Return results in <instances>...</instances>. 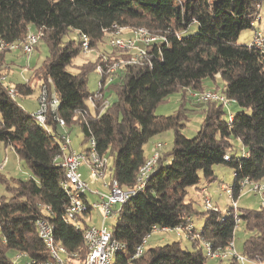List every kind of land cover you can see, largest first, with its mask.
<instances>
[{"label":"trees","instance_id":"16d2710c","mask_svg":"<svg viewBox=\"0 0 264 264\" xmlns=\"http://www.w3.org/2000/svg\"><path fill=\"white\" fill-rule=\"evenodd\" d=\"M263 5L264 0H0V39L23 41L30 30L41 31L40 42L48 48L47 58L31 76L13 83L16 97L1 80L9 51H0V145L13 149L30 170L25 178L9 181L0 172L10 193L8 198L0 197V264H16L13 256L19 251L36 259L49 257L36 229L40 218L53 223L55 240L67 248L72 261L86 256L83 229L62 219L69 200L60 185L65 171L54 162L62 142L57 118L69 130L79 126L85 142L96 139L99 153L110 158L111 176L123 187L135 184L147 158V142L174 130L173 148L164 151L148 187L122 207L111 227L112 237L126 245L114 264H207L202 248L186 250L176 241L146 247L135 259L133 255L154 227L185 226L187 218L197 213L188 199L189 188L197 186L202 176L209 182L216 180L214 166L233 169L236 200L242 194L241 180L264 181V51L252 41L239 42L241 33L253 29L255 19H260ZM193 24L198 31L185 35ZM115 26L129 34L143 27L158 39L147 47L141 61L110 75L113 81L102 90L106 97L95 100L93 106L90 98L95 92L88 89L89 73L99 64L107 70L113 60L127 58L135 50L112 46L111 52L83 62L77 72L68 67L84 52L83 34L90 37L92 50L113 38ZM71 32H77V37L66 40ZM110 76L103 75L100 81ZM220 79L223 87L218 84ZM32 80L48 92L47 128L17 100L34 93ZM208 80L214 84H206ZM209 89L236 101L239 110L232 121L220 102L195 100L203 105V121L196 135L187 137L182 132L186 117L182 112L156 114L157 106L175 92L185 98L190 91ZM53 93L60 100L55 112L49 105ZM234 140L242 143L249 157L232 153ZM229 149L230 160H225ZM42 204L50 208L48 213ZM239 212L240 225L249 234L242 254L264 261V206L239 207ZM202 215L205 239L222 247L235 240L239 228L235 230L233 215L220 209ZM223 263L236 264L235 260Z\"/></svg>","mask_w":264,"mask_h":264},{"label":"built area","instance_id":"2783aa9c","mask_svg":"<svg viewBox=\"0 0 264 264\" xmlns=\"http://www.w3.org/2000/svg\"><path fill=\"white\" fill-rule=\"evenodd\" d=\"M115 30L111 33V45L122 50H135L130 58L121 60L118 64L113 65L110 70H106L103 65L97 66V71L100 76L106 74H113L121 67L128 64L138 63L147 54V47L157 41L158 37L150 35L147 29L140 27L132 30L129 36L123 34V28L115 26ZM42 38L41 31L30 30L23 41L6 42L0 39V51H21L24 54H30L35 50V47L40 43ZM81 44L84 52H88L91 48L90 37L83 34L81 36ZM137 42H142L143 45H137ZM252 45L264 51V34L262 31H255L252 38ZM136 55V56H135ZM107 71V72H106ZM109 75V76H110ZM1 80L6 83L8 93L12 97H16V90L7 82V75H2ZM113 81L112 76L108 77L105 82L99 81V89L94 96L90 98L91 103L95 106V100H99L104 95L109 83ZM39 102L40 106L35 112L38 122L47 128L46 113L48 110V92L45 87L40 91ZM192 96L199 102L208 100L218 101L223 105L224 110L228 113L229 121L234 118V112L231 105L235 104V100L227 97L218 90H206L203 92L192 91ZM109 101H105L108 105ZM51 109L55 112L60 106V100L53 93L49 102ZM62 129L61 152L54 158V162L61 166L65 171V177L61 180L60 185L69 203L66 205L65 212L62 219L66 223L74 225L78 229H83V239L87 246V253L83 260L72 261V257L67 251V248L59 242H56L54 236V225L46 218H40L36 221V229L39 237L47 247L49 257L46 259H36L29 257L25 252H16L13 256V261L16 264H114L118 253L125 250L126 245L123 242L117 241L112 237L111 230L106 228V220L119 216L122 207L133 197L145 191L148 187L152 175L158 168L159 161L164 154V144L155 142L152 151L147 156L145 162L141 165L136 181L133 186L123 187L119 181L113 178L109 171L110 159L107 155L99 153L97 148V141L94 137L89 138L86 143L87 146L81 151L71 150L70 131L61 118H57ZM231 149L228 150L224 156L225 160H230ZM243 157H249V152L243 151ZM6 162V159H5ZM88 167L91 177L97 181L102 182L104 192L98 190L94 191L97 195L95 201L89 198V184L88 178H85L81 172V166ZM5 168V164L0 163V172ZM241 193H253L261 198L262 206H264V181H254L250 178H245L240 181ZM222 190H225L232 199L230 208L227 210L228 215H233L235 218L237 230L240 226L239 206L237 200L233 197V187H225L222 185ZM203 192H207V187H202ZM206 210H218L214 207L209 195L204 198ZM41 207L47 211L50 208L46 205ZM98 210L101 214L99 224L93 223V218H89L91 213ZM50 214V213H49ZM92 219V220H91ZM223 220V219H222ZM158 231H176L178 234H184L192 242H202L204 252L209 259L228 262L235 260L236 264H245L246 261L252 264H264V261H256L248 259L244 254L237 251L234 240L230 241L226 246H215L211 241L204 238L202 232L203 228L197 229L192 217L187 218L185 226H176L174 228L168 227H154L152 233L148 234L142 243L136 248L133 259L140 257L145 252L148 239L153 233ZM76 257V254H73Z\"/></svg>","mask_w":264,"mask_h":264},{"label":"rangeland","instance_id":"374dc122","mask_svg":"<svg viewBox=\"0 0 264 264\" xmlns=\"http://www.w3.org/2000/svg\"><path fill=\"white\" fill-rule=\"evenodd\" d=\"M260 19L256 18L253 23V29H246L244 30L240 37L239 42L241 44H249L253 38V31L255 28H258L260 31L264 32V5L260 11ZM258 15V16H259ZM198 31V25L193 24L190 28L184 32V34H192ZM123 34H129V32L123 30ZM126 35V36H127ZM129 36V35H128ZM77 32H71L69 35L66 36V40L70 38H76ZM110 38H107L106 42L100 43L97 48L89 50L88 52H82L76 58H74L72 64L68 67V70L71 72H77L78 67L85 62L86 60H93L95 59L99 53H109L114 48L110 45ZM20 51V50H19ZM117 56H122V54L117 51ZM134 55V54H133ZM15 56L17 59V64L20 68L27 69L28 71L26 74H30L28 70V65L31 63L40 65L48 56V48L45 42H40V44L35 47V50L30 54H24L21 51L15 52ZM136 56V55H135ZM131 56L127 57L130 58ZM123 58V59H127ZM123 59H115L111 63L107 65L108 70H110L113 65L118 64ZM110 62V61H109ZM100 65V64H99ZM98 65V66H99ZM107 70V71H108ZM106 71V72H107ZM33 73V72H32ZM9 78H14L13 74H9ZM107 75H110L109 73ZM111 77V76H110ZM101 79L100 74L97 70H92L89 73L88 77V89L90 92H97L99 89V81ZM15 80V79H12ZM11 81V80H8ZM21 81V80H20ZM218 84L223 87L224 81L222 79L217 80ZM13 82V81H11ZM32 87L34 88V93L28 96H18V102L28 111V112H37L40 106L39 96L40 91L39 83L36 84L35 80L31 81ZM208 85H213L214 83L211 80L206 82ZM109 95V94H108ZM107 95V96H108ZM112 99V97H109ZM231 109L233 112L239 110V107L236 104L231 105ZM203 105L195 101L192 96V91L187 94L185 98H183V94L181 92H175L171 94L167 99L161 102L156 108V114L158 115H173L182 112L186 117L182 120L184 123V127L182 128V132L187 137H193L196 135L197 131L199 130L201 123L203 121V113H202ZM70 131V139H71V148L73 151H80L81 148L86 147L87 143L85 142V138L81 133L79 126L73 127ZM174 137L175 133L174 130H168L163 132L159 135L154 136L151 138L147 144L145 145V153L149 155V149L155 142H161L165 146L164 151H171L174 145ZM3 144L0 145V163L5 164V168L1 171V175L3 178H6L8 181L12 178H25L27 175L30 174V170L28 169L27 165L24 161L20 160L18 155L13 149H7L4 151ZM245 147L239 140H234L233 142V154L237 156H241L242 152L245 151ZM6 159V162H5ZM110 159V158H109ZM112 163V160H111ZM216 169L217 179L214 181H207V179L202 176L200 183L197 186L189 188V195L188 199L192 202L193 208L200 213V217L195 212L192 214V218L194 220L195 226L197 229H201L204 224L205 217L202 213L206 212L204 198L206 195H209L211 201L217 209H220L223 212H226L232 203V199H230L229 195L226 193L225 190H222V185L225 187H232L235 181V174L231 167L226 165H216L214 166ZM220 169V170H219ZM81 172L85 178H88L89 184V198L91 201H95L97 199V195L94 191L98 190L100 192H104L102 188V182L97 181L91 177L89 169L87 166H81ZM203 186H208L207 192L202 191ZM7 196L10 197V193L6 191V186L4 181L0 178V197ZM260 198V197H259ZM255 194L242 192L241 196L237 199L238 206L241 208H253L257 209L262 206L261 198L259 199ZM101 214L98 210H95L91 213L89 218H93V223L99 224ZM92 220V219H91ZM116 223L115 218H109L105 222V226L108 230H111L113 224ZM248 232L245 230L243 224L240 225L236 237H235V246L238 252H243L244 242L248 236ZM180 242L182 247L186 250H193L195 247L202 248L204 250V246L202 242H198L197 245H193L192 240L186 237L184 234H178L176 231H158L152 234V236L148 239L147 247L156 246V245H164L171 242ZM207 264H225L219 260L209 259L207 260ZM245 264H252L249 261H246Z\"/></svg>","mask_w":264,"mask_h":264},{"label":"crops","instance_id":"0c3cea01","mask_svg":"<svg viewBox=\"0 0 264 264\" xmlns=\"http://www.w3.org/2000/svg\"><path fill=\"white\" fill-rule=\"evenodd\" d=\"M15 52H20V51H15ZM15 52H8L5 56V60H4V72L5 74L7 75V80H11L13 82L10 81V83H8L9 85H13V83L15 82H19L20 80L21 81H24V80H27L30 76H31V72L33 71V69L35 67L38 66V64H36V62L31 63V65H28V70L30 71V74H26L28 71H26L25 69L23 68H20V66L17 64V59H16V56H15ZM9 74H13L14 75V78H9L10 75ZM12 79H15V80H12ZM107 95H108V92H107ZM194 98V97H193ZM195 99V98H194ZM196 100V99H195ZM36 111V110H35ZM35 111L33 113H35ZM87 146V145H86ZM10 147L9 146H4V151H6L7 149H9ZM86 147L84 148H81V150H84ZM152 148H153V145L151 146V148L149 149V155L152 151ZM11 149V148H10ZM72 150V148H71ZM80 150V151H81ZM73 151V150H72ZM246 151V149H245ZM78 152V151H76ZM247 152V151H246ZM243 153V152H242ZM148 155V156H149ZM220 170V169H219ZM215 172H216V169H215ZM203 187H207L208 189V186H203ZM257 196V195H255ZM259 198V196H257ZM260 199V198H259ZM261 200V199H260Z\"/></svg>","mask_w":264,"mask_h":264}]
</instances>
